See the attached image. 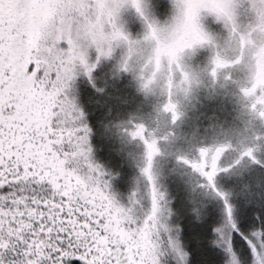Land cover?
<instances>
[{"label":"snow or ice","instance_id":"snow-or-ice-1","mask_svg":"<svg viewBox=\"0 0 264 264\" xmlns=\"http://www.w3.org/2000/svg\"><path fill=\"white\" fill-rule=\"evenodd\" d=\"M153 8L152 0H0V264H191L152 172L156 141L142 170L150 207L142 210L136 191L122 203L93 157L86 113L67 89L78 71L91 77L121 49L120 71L145 95L166 91L173 121L181 115L173 89L188 95L201 73L236 84L264 121V0H171L163 20ZM126 11L143 31L128 30ZM204 52L202 67L190 62ZM143 133L137 124L131 136ZM254 140L227 162L231 142L202 146L197 159L177 157L223 204L224 220L208 241L215 264H264V134ZM222 174L237 182L225 188ZM240 200L252 210L249 228L239 219Z\"/></svg>","mask_w":264,"mask_h":264},{"label":"rangeland","instance_id":"rangeland-1","mask_svg":"<svg viewBox=\"0 0 264 264\" xmlns=\"http://www.w3.org/2000/svg\"><path fill=\"white\" fill-rule=\"evenodd\" d=\"M152 3L156 15L170 14L171 0H152ZM123 20L133 34L142 30L141 21L134 12H124ZM209 23L219 30V25L215 22L209 20ZM121 51L117 49L113 57L102 58L91 77L82 70L78 71L67 92L86 113L92 132L95 127L100 129L107 126L120 130L117 134L113 130H106L108 136L105 141L112 143L111 153L125 152L132 155L134 175L130 191H136L142 210L150 207V183L142 170L149 165L147 145L155 140L159 152L152 158L151 168L158 185L168 195L169 205L173 210L171 217L176 213L178 221L181 220L183 225L187 221L201 222L205 219L207 208L216 210L217 203L210 202L215 197L199 187L202 180L200 175L177 157L184 155L197 159L200 147L231 142L234 149L224 155V160L230 161L244 147L255 143L256 134H264V121L250 113L247 107L250 101L242 98L236 84L225 82L222 78L213 83L205 73H201L202 82L193 85L188 95L180 89H173L172 101L178 105L181 113L173 121L172 113L164 109L169 100L166 91L158 88L155 93L145 95L139 91L137 81L131 73L120 71L118 61ZM207 55L204 52L197 60L190 62L199 63L202 67ZM90 57L95 60V50H91ZM242 75L239 71L235 73L237 78ZM123 113L127 116L123 117ZM137 124L144 125V133L143 136L133 137L131 132ZM93 157L95 159L98 156L93 154ZM218 182L228 188L237 179L234 175L230 177L222 174L218 177ZM132 193H126L125 197L120 195L119 199L129 204ZM217 201L222 208V223L223 204L218 199ZM239 203V219L245 226L246 217L252 214V210L243 211V200ZM171 217L170 223L174 225Z\"/></svg>","mask_w":264,"mask_h":264},{"label":"trees","instance_id":"trees-1","mask_svg":"<svg viewBox=\"0 0 264 264\" xmlns=\"http://www.w3.org/2000/svg\"><path fill=\"white\" fill-rule=\"evenodd\" d=\"M125 116L127 115L123 113V117ZM106 130H113L116 134L120 133L119 129L109 126L100 127V129L95 127L91 133L90 142L93 145V154L98 156L95 157V161L102 164L111 174L112 191L119 199L120 195L125 197L127 196L126 193L130 195L132 193L130 191V182L134 175L133 164L131 163L132 155L125 152L123 154L111 153L112 143L105 141L108 136ZM210 202H216L218 206L215 205L216 210L207 208L204 213L205 219L201 222L187 221L183 225L181 220L178 221L176 213L171 217L174 226H179L180 228V239L185 249L190 253L191 264H215V261L219 259L215 248L209 247L208 241L214 238V233L211 229L220 223L222 208L217 199L212 198ZM247 216L246 224L245 226L243 225L244 228H249L255 223L253 214ZM237 243L241 246H246V242L240 237H237Z\"/></svg>","mask_w":264,"mask_h":264},{"label":"clouds","instance_id":"clouds-1","mask_svg":"<svg viewBox=\"0 0 264 264\" xmlns=\"http://www.w3.org/2000/svg\"><path fill=\"white\" fill-rule=\"evenodd\" d=\"M158 17H160L162 20L166 17V16H161V15H157ZM141 26H142V30L141 31H143V29H144V24L142 23V21H141ZM140 31V32H141ZM139 33V32H138Z\"/></svg>","mask_w":264,"mask_h":264}]
</instances>
